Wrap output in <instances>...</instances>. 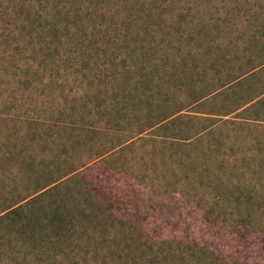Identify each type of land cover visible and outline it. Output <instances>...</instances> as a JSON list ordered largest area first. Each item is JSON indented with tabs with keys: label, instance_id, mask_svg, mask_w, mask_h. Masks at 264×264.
<instances>
[{
	"label": "rangeland",
	"instance_id": "rangeland-1",
	"mask_svg": "<svg viewBox=\"0 0 264 264\" xmlns=\"http://www.w3.org/2000/svg\"><path fill=\"white\" fill-rule=\"evenodd\" d=\"M13 2L0 210L34 197L0 264H264V0H90L101 25L45 63L12 53Z\"/></svg>",
	"mask_w": 264,
	"mask_h": 264
},
{
	"label": "trees",
	"instance_id": "trees-1",
	"mask_svg": "<svg viewBox=\"0 0 264 264\" xmlns=\"http://www.w3.org/2000/svg\"><path fill=\"white\" fill-rule=\"evenodd\" d=\"M10 1H14L13 4L16 7V9L9 14L10 24L14 25L12 29L16 28L17 33L21 35V38L26 37L28 39L23 45H20L23 42L16 39V44H13L15 46H13L11 51L13 54H28V58H31L32 60L40 58L39 62L41 63H45L50 57L62 58L66 55H72V53L76 52L77 48L81 49V46L84 48L86 40L88 41L90 38L88 30L93 31L96 26L101 25H97L95 22L92 24L81 22V19L84 16H87L88 20H92V11H90L86 5V2H90V0H80V3H74L69 0ZM73 5L74 8L72 7ZM71 8V14L75 16L72 19L68 16ZM2 15L1 12L0 18ZM53 16L57 17V20H53ZM61 20L70 22L64 23V25L62 23L63 28L59 32L56 28H58L57 22ZM8 34V32L5 34L4 31L0 32L3 39H6ZM92 34L93 32L91 33V36ZM114 38L115 36L111 35V40ZM12 53L8 54L9 57L13 55ZM25 62L27 63L26 69H30L32 63L29 60H26ZM168 117L169 115L163 116L156 123H159ZM42 192H44V190L39 193ZM33 197L34 196L27 198L23 203L17 202L4 207L0 210V219L18 214L24 204H27L33 199Z\"/></svg>",
	"mask_w": 264,
	"mask_h": 264
}]
</instances>
